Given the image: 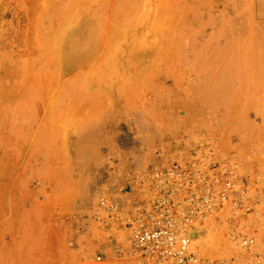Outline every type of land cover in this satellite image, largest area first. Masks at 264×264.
<instances>
[{"label":"rangeland","instance_id":"obj_1","mask_svg":"<svg viewBox=\"0 0 264 264\" xmlns=\"http://www.w3.org/2000/svg\"><path fill=\"white\" fill-rule=\"evenodd\" d=\"M199 148L264 183V0H0V264H125L100 197ZM218 217L264 264V205L248 252Z\"/></svg>","mask_w":264,"mask_h":264},{"label":"built area","instance_id":"obj_2","mask_svg":"<svg viewBox=\"0 0 264 264\" xmlns=\"http://www.w3.org/2000/svg\"><path fill=\"white\" fill-rule=\"evenodd\" d=\"M210 153L199 148L188 159L151 168L144 181H136L144 187L141 194L127 201L100 197L98 205L111 222L106 228L119 224L131 232L127 246L112 240L115 258L125 264H233V258L204 256L192 236L218 216L225 235L250 250L255 243L251 232L264 205V183L240 173L237 162L215 160ZM105 256H95L94 263ZM255 261L260 263L261 256Z\"/></svg>","mask_w":264,"mask_h":264},{"label":"bare ground","instance_id":"obj_3","mask_svg":"<svg viewBox=\"0 0 264 264\" xmlns=\"http://www.w3.org/2000/svg\"><path fill=\"white\" fill-rule=\"evenodd\" d=\"M32 9V8H31ZM28 14V13H27ZM104 26V25H103ZM108 26V25H107ZM109 27V26H108ZM110 28V27H109ZM106 29V28H105ZM106 33V32H105ZM104 33V34H105ZM99 34V33H98ZM103 36V35H102ZM107 36V35H106ZM25 38V37H24ZM99 38V37H98ZM110 39V38H109ZM96 44V43H95ZM107 47V46H106ZM163 47V46H162ZM220 47V46H219ZM167 49V48H166ZM107 50V49H106ZM105 50V51H106ZM174 53V52H173ZM216 53V52H215ZM251 59H253V58H251ZM173 64V63H172ZM217 67V66H216ZM211 79V78H210ZM179 85V84H178ZM5 86V85H4ZM11 86V85H10ZM13 86V85H12ZM11 90V89H10ZM5 93V92H4ZM14 96V95H13ZM12 96V97H13ZM8 98H9V96H8ZM227 152V151H226ZM217 153V152H216ZM223 155V154H222ZM140 156V155H139ZM222 158V157H221ZM218 160V159H217ZM240 166H242V165H240ZM256 173V172H255ZM254 173V174H255ZM253 174V175H254ZM257 176V175H256ZM260 182V181H259ZM263 183V182H262ZM216 235V234H215ZM195 239H194V241L195 242H204V241H206V240H208V241H210V239H212V238H214V236H213V232H212V230H210V228L209 229H207V227L206 228H204V230H203V232H202V230L200 229V230H198V231H195L194 233H193V235H192ZM217 236V235H216ZM197 239V240H196ZM211 242V241H210ZM215 242V241H214ZM213 244V243H212ZM214 245V244H213ZM211 246V245H210ZM214 247V246H213ZM119 262V261H118ZM120 264V263H119Z\"/></svg>","mask_w":264,"mask_h":264},{"label":"crops","instance_id":"obj_4","mask_svg":"<svg viewBox=\"0 0 264 264\" xmlns=\"http://www.w3.org/2000/svg\"><path fill=\"white\" fill-rule=\"evenodd\" d=\"M58 253H59V252H57V249H56V248L53 249V251H52V255H53V257L57 256Z\"/></svg>","mask_w":264,"mask_h":264}]
</instances>
